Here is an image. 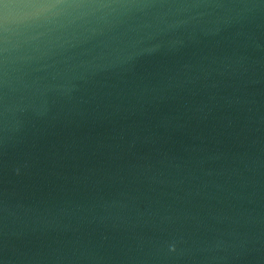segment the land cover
<instances>
[{"label":"water","instance_id":"obj_1","mask_svg":"<svg viewBox=\"0 0 264 264\" xmlns=\"http://www.w3.org/2000/svg\"><path fill=\"white\" fill-rule=\"evenodd\" d=\"M85 2L165 7L0 55V264H264V0Z\"/></svg>","mask_w":264,"mask_h":264},{"label":"clouds","instance_id":"obj_2","mask_svg":"<svg viewBox=\"0 0 264 264\" xmlns=\"http://www.w3.org/2000/svg\"><path fill=\"white\" fill-rule=\"evenodd\" d=\"M165 7L150 4H110L85 0H0V55L9 64H20L15 77L18 90L43 93L51 88L49 76L60 75L58 57L67 50L78 30L103 22L120 9H151ZM95 31V29H92ZM35 75L34 81L25 77ZM5 86L12 77L7 70Z\"/></svg>","mask_w":264,"mask_h":264}]
</instances>
